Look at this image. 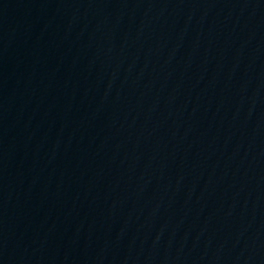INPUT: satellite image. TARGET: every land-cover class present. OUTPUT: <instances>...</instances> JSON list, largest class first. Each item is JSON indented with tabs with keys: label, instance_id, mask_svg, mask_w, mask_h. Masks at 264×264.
Instances as JSON below:
<instances>
[{
	"label": "water",
	"instance_id": "obj_1",
	"mask_svg": "<svg viewBox=\"0 0 264 264\" xmlns=\"http://www.w3.org/2000/svg\"><path fill=\"white\" fill-rule=\"evenodd\" d=\"M264 151V0H0V264Z\"/></svg>",
	"mask_w": 264,
	"mask_h": 264
}]
</instances>
